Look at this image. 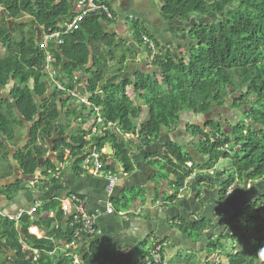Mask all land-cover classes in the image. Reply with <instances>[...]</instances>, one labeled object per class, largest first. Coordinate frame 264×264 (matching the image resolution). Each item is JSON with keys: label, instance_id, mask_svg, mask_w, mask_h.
<instances>
[{"label": "trees", "instance_id": "16d2710c", "mask_svg": "<svg viewBox=\"0 0 264 264\" xmlns=\"http://www.w3.org/2000/svg\"><path fill=\"white\" fill-rule=\"evenodd\" d=\"M73 8V0H0V9L4 13L0 24V48H6V54L0 56V157L7 156L2 139L12 142L15 130L27 126L25 147L14 156L24 176L34 175L37 161L47 154L46 141L53 134L56 140L52 143V152L56 161L54 164L43 162L42 177L47 179L51 174H57L58 166L66 160L72 161L75 172L79 171L82 160L77 157L90 144L99 153L109 145L113 150L112 161L129 174L132 171L128 154L130 141L125 144L122 136L137 135L146 142L156 140L161 132L174 128L182 114L190 113L205 119L202 127L189 126L187 132L197 142L198 147H194L203 163L198 165L191 155L175 144L165 146L168 156H163L162 164L154 162L157 169L176 179L170 200L175 199L194 169L208 175L207 172L219 162L227 167L226 172H221L225 181L219 188L220 203L232 199L245 183H264V0H165L160 19L190 25L185 30L189 43L183 53L176 54V50L160 49L154 40L158 54L151 59V66L155 73L135 75L134 81L121 80L117 74L103 80L107 63L115 60L114 53L118 49L114 46L115 39L109 37L101 25L111 22L102 17L84 18L73 36L64 37L63 46H48L51 67L61 75L71 74L78 68L87 67L90 71L85 85L88 102L80 105L79 110L68 106L69 99H65L69 92H75L76 83L68 92L48 88L47 76L43 73L44 57L34 43L35 28H39L40 38L61 32L63 22H69L74 16ZM25 16L29 26L10 27ZM130 28L137 46L146 49L141 36L150 38L148 31L136 22H131ZM96 46L105 48L107 53L97 54L98 58L89 67V56ZM67 62L76 66H69ZM119 64L121 67L123 59ZM128 87L139 95L150 96L144 101L147 120L137 127L134 123L141 108L126 95ZM225 106L235 117L230 123L224 122L222 128L211 119ZM94 109L98 110L104 124L112 126L92 143L86 140L91 132L78 126L77 118ZM62 118L66 121L57 123ZM67 130L70 134L65 135ZM64 136L66 139H59ZM100 162L107 171L113 172L105 159ZM189 163L191 168H187ZM180 167L187 168L188 173ZM231 187L232 191L227 194ZM12 190H15L14 186L6 187L1 193L9 200ZM123 202L118 199L110 202L114 212L128 209L130 200ZM34 226L44 233L40 238L29 234L31 227L30 232L38 234ZM225 226H237L242 234L211 237L205 249V264H214L212 257L217 252L221 253L220 261L224 258L223 264H264V256L259 253L264 248V195L252 204L243 203L230 218H225ZM175 227L197 241L201 234L219 226L202 219L180 220ZM73 239L74 229L64 222L58 200L41 205L32 218L22 216L18 227L0 215V241L17 262L71 264V260L63 256L57 260L54 253L61 254L64 244ZM92 240L84 239L79 251L81 264H121L114 245L102 239ZM23 246L38 252L36 262H32V252L23 250ZM148 251L146 261L153 264ZM1 252L5 255L3 250ZM160 264L199 262L191 256L182 258L180 255L166 262L161 252Z\"/></svg>", "mask_w": 264, "mask_h": 264}, {"label": "crops", "instance_id": "0c3cea01", "mask_svg": "<svg viewBox=\"0 0 264 264\" xmlns=\"http://www.w3.org/2000/svg\"><path fill=\"white\" fill-rule=\"evenodd\" d=\"M99 1L106 4L113 15L111 23L107 24V29L102 28L109 37L115 39L114 46L118 47L117 52L114 53L115 60L107 63L103 80H107L117 74L121 76V80L134 81L135 75L148 76L155 73V68L151 66L148 55L143 48L137 46L134 40L130 28L131 22L139 23L142 28L148 31L151 35L150 39L155 40L159 44L160 49H169L173 52L176 50L175 53L177 54L181 53L178 51V47H182L180 51L184 52L183 47L185 46H182L181 43L186 44L189 42L185 31L186 25L177 21H163L159 17L165 0ZM73 2L77 3L76 0H73ZM29 23L28 17L25 16L20 22H14V26H29ZM68 23V21L63 22L60 29ZM94 48L96 49L89 56V67L90 65L92 66L93 60L98 58L97 54L107 53L105 48L98 46ZM122 59L123 64L120 67L119 62ZM116 69H118V72H116ZM89 72L87 67L84 69L78 68L71 74L61 75L59 73L57 79L62 81L63 84L66 79H69L71 81L69 87L76 83L75 91L77 92L78 89V95L80 93L86 94L85 85L89 78ZM130 89L128 87V91L126 90L127 96L135 105L141 108V111L144 110L147 116L146 105L140 100H148L150 96L146 93L137 96ZM191 116L194 115L190 113L182 114L180 123H183L185 127L187 123H190ZM85 127L88 128L87 126ZM179 134L178 132H169V130L163 131L156 140L150 142L137 138V135L127 136L125 134L122 136L125 144L130 141L129 158L132 164V171L129 174H125L122 167L112 161L113 150L111 157L107 158L106 161L118 177L112 199H118L122 204L124 200H130L131 203L127 210L121 208L113 215H107L104 213L107 204L105 182L98 177L86 174L82 170L83 159L85 154H88L86 149H83L82 154L77 157L82 160L79 165L80 172H75L72 161L66 160L58 166L57 180H53L52 177L46 179L42 177L45 171L42 167L43 162L50 161L54 164L56 161V155L50 150V146L46 141L47 154L44 158L37 161L34 175L24 176L18 169L14 156L18 150L25 147L28 134L27 132H16L12 142L2 139L7 156L5 158L0 157V213L13 214L18 210L27 209L35 203H38L40 207L53 200L60 201L68 195H77L85 200L87 212L97 215V225L103 234L99 239L105 240L116 247L119 263L142 264L147 258V253H145V258H143L142 252L149 250L148 254H150L155 246L160 245L166 262H170L176 255H180V250H185L186 257L191 256L196 258L199 264L200 262L204 264L205 249L211 237L242 234V231L237 226H225V218H230L243 203L248 202V197H245L242 202H229L230 199L226 203H220L218 194L220 183L217 181L219 179L221 183L224 182V177L220 178L222 174L219 172H226L227 170L225 168L218 169L221 164L219 162L210 177L206 175L205 171L193 170V173L189 176L191 179H186L187 187L185 190L175 196L174 200H170L169 198L174 194L173 186L176 179L173 176L165 175V171L157 169L154 162L163 163L161 160L163 156H168L165 148L168 144L180 146L189 155L196 153L194 147L196 145L195 139L189 136L187 132H180ZM65 135H68V132ZM99 138H101V135H94L90 140L94 143ZM89 146L91 147L92 145L90 144ZM106 146L104 147V152ZM65 154H68V152ZM108 155L110 156V154ZM55 165L57 166V164ZM180 168L184 173H188L187 168ZM34 179L38 180V184L32 187L30 182H33ZM258 183L248 185L253 187ZM10 186H14L15 190H12V195L7 200L1 190ZM40 188L44 189L40 192ZM246 193L245 190V196L247 195ZM133 197L135 198L133 199ZM52 216L53 214H50V217ZM62 217L64 222L69 224L70 217H64L63 214ZM202 219L208 220L219 227H216L214 231L208 230L204 232L201 234V239L194 242H191L185 231L178 230L175 227L180 220L188 222L189 220ZM34 228L38 232L37 238H40L44 233L41 228L36 226ZM248 235L250 236V234H247V237H249ZM83 244L84 240H80L75 244L78 247V254ZM1 250L4 251L5 255L2 254ZM62 253H54L57 255V260H60ZM217 253L219 254V252ZM6 261H11L13 264H30L28 261L17 262L13 253L7 250L5 244L0 241V264L6 263Z\"/></svg>", "mask_w": 264, "mask_h": 264}, {"label": "built area", "instance_id": "2783aa9c", "mask_svg": "<svg viewBox=\"0 0 264 264\" xmlns=\"http://www.w3.org/2000/svg\"><path fill=\"white\" fill-rule=\"evenodd\" d=\"M74 7V16L69 21L67 25L62 29V32H55L49 35L43 36L40 44L39 50L43 53L44 66L43 73L46 74V82L52 85L57 91L68 92L69 87H65L62 81L58 80V74L55 69L51 67L52 56L48 50V44L54 43L56 46L64 45V37L73 36L79 29L80 22L89 16L97 15L102 17L108 22H111L113 15L109 8L103 2L99 0H77ZM141 41L145 48L152 53L154 56L155 46L151 39L146 36L141 37ZM65 99H69L75 107L80 105H87L88 99L80 98L75 92H69L66 95ZM77 123L80 127L87 126L86 130L91 132L92 137L94 135H101L103 132H107L111 128V124H104L98 110L94 109L90 112H84L80 114L77 118ZM88 138V139H89ZM88 151V154H85V158L82 162V170L93 177H98L105 182V195L107 197V204L104 210V213L107 215H113L114 210L110 204L118 177L116 174L109 172L101 164L100 160L103 159L104 149L101 153L97 152L93 146H87L85 148ZM190 167V164L187 165ZM212 174V173H210ZM58 175L54 176L56 179ZM37 184V181L30 182V186ZM186 187V182L183 184L184 190ZM85 200L77 195H68L66 198L60 200V208L64 217H70L69 225L74 229V239L67 244H64L62 256L64 258L70 259L71 264H81L80 256L77 253L78 247L75 245L78 241L87 239V238H96L102 235V231L97 225V215H92L87 212L85 209ZM39 208V204L35 203L27 209H21L13 214H2L0 215L7 218L9 221H12L18 227V221L22 216H28L30 218L34 217L36 210ZM30 231V229H28ZM35 235V234H31ZM23 250L32 252V262H36L38 258V252L31 250L26 246L22 247ZM152 263L160 264L161 263V247L155 246L152 251Z\"/></svg>", "mask_w": 264, "mask_h": 264}, {"label": "rangeland", "instance_id": "374dc122", "mask_svg": "<svg viewBox=\"0 0 264 264\" xmlns=\"http://www.w3.org/2000/svg\"><path fill=\"white\" fill-rule=\"evenodd\" d=\"M75 5H76V3H74L73 2V7H75ZM4 13H3V11H2V9H0V24L2 23V21L4 20ZM22 19V18H21ZM20 19V20H21ZM26 19V18H25ZM23 20V19H22ZM189 26L190 25H186L185 26V30L186 29H188L189 28ZM10 27L12 28V27H15L14 26V23H12V24H10ZM189 43V42H188ZM188 43H181L182 44V46H185V47H187V44ZM185 47H184V50H185ZM179 52H183V51H180V49L178 50ZM6 54V48L4 47V46H2L1 48H0V56L2 57V56H4ZM66 82H64V85H65V87H69V84L71 83L70 82V80L69 79H66L65 80ZM70 86H72V85H70ZM10 87H12V86H10ZM10 87H9V89H10ZM129 88H131L130 89V91H132V92H134L133 91V88L132 87H129ZM128 89V88H127ZM126 89V90H127ZM128 91V90H127ZM127 91H126V95H127ZM75 93L77 94V92L75 91ZM135 94H137V93H135ZM78 95V94H77ZM143 95V94H142ZM80 98H84V99H88V97L89 96H87L86 94L85 95H78ZM137 96H139V94H137ZM129 98V97H128ZM231 99H229V101H230ZM142 103H144V100H140ZM69 105H72V102L69 100L68 101V106ZM229 107L228 106H225V108H223V110H221V111H219L218 112V115H221V118L222 119H225V121H227V122H231L232 121V118H234L235 117V115L233 114V113H231V110H229L228 109ZM216 112V111H215ZM238 112V111H237ZM238 115L237 116H239V113H237ZM216 115H217V113H216ZM215 115V116H216ZM214 117V116H213ZM213 117H212V119H213ZM63 119V120H62ZM62 119H60V120H58V122L57 123H59V124H62V123H64L66 120V118H62ZM146 119H147V116H146V112L143 110V111H141L140 112V114H139V117H138V120H136L135 121V123H134V125H136V126H138L139 124H142L143 122H145L146 121ZM215 120H217L218 119V117H216V118H214ZM213 119V120H214ZM190 122L191 123H194L196 126H202V124H203V118H201V117H194V116H191V120H190ZM179 128H178V130L179 129H181V131L183 130V126H184V124L183 123H181V124H179V125H177ZM26 128H24V129H19V130H15V132H26L27 131V129H28V127L27 126H25ZM175 129V128H174ZM226 130H228V128H226ZM66 132H68V134H70L69 133V130H67ZM72 133V132H71ZM23 135V134H22ZM22 137V136H21ZM51 144V143H50ZM196 145H197V147H198V144H197V142H196ZM191 156H192V158L195 160V162L197 163V164H199V163H203V161L202 160H200L201 158L196 154V153H192L191 154ZM199 159H198V158ZM202 161V162H201ZM200 164V165H201ZM219 164V163H218ZM1 167V166H0ZM218 167V166H217ZM218 168H222V169H224L225 168V170H227L226 168V164L225 163H221L220 164V166L218 167ZM194 170H197V171H199V169L198 168H196V169H194ZM189 178V177H188ZM221 178V177H220ZM223 178V177H222ZM48 179H50V177H48ZM218 183H220L221 184V181L218 179V181H217ZM250 185H248L247 183H245V184H243V187L241 188H239V190H237L236 191V193H235V195H234V197L229 201V202H232V201H234V202H242L243 201V199H245V197H248V202H254L255 200H257L261 195H264V183L263 182H259L257 185H254L253 187H249ZM245 190H246V196H245ZM256 192H257V194H256ZM246 201V200H245ZM225 207H228V206H225ZM29 232V234H32L30 231H28ZM34 236H36V235H34ZM249 236V235H248ZM37 237V236H36ZM191 239V238H190ZM195 241V239L194 238H192L191 239V242H194ZM158 246V245H157ZM181 251V254H180V256L182 257V258H186V253H185V250H180ZM145 253H146V250H144L143 252H142V257L143 258H145ZM220 255H221V253H220ZM213 259H214V264H219V261H220V256H219V254L218 253H216L215 255H214V257H212ZM216 258H218V259H216ZM222 258V257H221ZM224 260V258H222L221 259V261H220V264H223L222 263V261ZM183 263H185V262H183ZM204 264H205V260H204Z\"/></svg>", "mask_w": 264, "mask_h": 264}, {"label": "clouds", "instance_id": "9594fccd", "mask_svg": "<svg viewBox=\"0 0 264 264\" xmlns=\"http://www.w3.org/2000/svg\"><path fill=\"white\" fill-rule=\"evenodd\" d=\"M76 1H77V0H76ZM73 11H74V8H73ZM92 16H94V15H92ZM96 16H97V15H96ZM98 18H99V16H98ZM8 22H9V21H8ZM8 22H7V23H8ZM13 23H14V22H13ZM16 23H17V22H16ZM64 27H65V26H64ZM64 27H63V28H64ZM63 28H62V29H63ZM62 29H61V32L63 31ZM43 36H45V35H43ZM43 36H42L41 38L39 37L40 40L38 39V40H39V43L37 42L38 47H39V44H40V42H41ZM142 36H144V35H142ZM142 36H141V37H142ZM66 37H69V36H66ZM149 39H150V38H149ZM151 41H152L153 44H154V41H153V40H151ZM52 44L54 45V43H52ZM49 45H51V43H49L48 46H49ZM142 45H143V43H142ZM54 46H55V47H60V46H56V45H54ZM143 46H144V45H143ZM154 46H155V44H154ZM144 47H145V46H144ZM48 50H49V49H48ZM146 50H147V49H144V52L148 55V59H149V61L151 62V59H152L156 54H158V51L156 50V47H155V50H154V56L152 57V53H151L150 51L147 50V52H149V54H148V53L146 52ZM159 50H160V49H159ZM41 53H42V52H41ZM42 54H43V53H42ZM57 74L59 75L58 70H57ZM70 82H71V81H70ZM46 83H47V82H46ZM47 85H48V88H51V89L54 90V87H53L52 85H50L49 83H47ZM72 85H73V84H72ZM69 88H70V87H69ZM50 91H51V90H50ZM50 91H49V92H50ZM69 106H70L71 108L75 109V110H79V106H78V107H75L73 104H72V105H69ZM191 115H192V114H191ZM194 116H195V115H194ZM197 117H200V116H197ZM201 118H202V117H201ZM180 119H181V117H180ZM180 124H181V123H180ZM78 126H79V124H78ZM135 126H136V125H135ZM83 128H84V127H83ZM110 129H111V128H110ZM110 129H109V130H110ZM84 130H86V128H84ZM87 131H88V130H87ZM127 136H131V135H128V134H127ZM88 138H89V137H87L86 140H87V141H91V140H90L91 137L89 138V140H88ZM137 138H138V136H137ZM103 156H105V152H104ZM103 156H102V157H103ZM189 164H190V167L187 166V168H191V163H189ZM187 165H188V164H187ZM215 167H216V166H215ZM215 167H214L213 169L209 170V171L207 172V174L210 175V176H212V175H213V172L215 171V170H214ZM218 169H220V168H218ZM221 172H222V171H221ZM221 172H219V173H221ZM112 173H114V172H112ZM210 173H212V174H210ZM56 175H57V174H51L50 177H52L53 180H57V179H58V176H57L56 179L54 178V176H56ZM189 176H191V175H189ZM189 176H188V177H189ZM187 179H188V178H187ZM189 179H191V177H189ZM34 181H37V184H38V180L34 179ZM184 182H186V187H187V181L185 180ZM184 182H183V184H184ZM222 183H223V182H222ZM222 183H221V184H222ZM37 184H35V185H37ZM221 184H220V185H221ZM32 187H33V186H32ZM186 187H185V188H186ZM182 188H183V186H182ZM182 188H181V189H182ZM181 189H180V190H181ZM180 190H179L178 194L181 193V192H183L185 189L182 190V191H180ZM231 191H232V187L230 188V190H228L227 194H229ZM112 200H113V199H112ZM112 200H111V201H112ZM114 213H115V212H114ZM98 227H99V226H98ZM29 229H30V228H29ZM102 235H103V234H102ZM102 235H101L100 237L90 238V239H93L92 241H94V240H96V239L101 238ZM33 236H34V235H33ZM35 237H36V236H35ZM83 240H84V239H83ZM158 246H160V245H158ZM160 247H161V246H160ZM154 248H155V247H154ZM161 249H162V248H161ZM153 250H154V249H153ZM153 250H152V251H153ZM259 253H260L261 256H264V248H262V249L259 251ZM151 255H152V252L150 253V257L152 258ZM219 256H220V255H219ZM213 257H214V256H213ZM80 258H81V257H80ZM216 259H218V258H216ZM213 260H214V259H213ZM145 262H147V261L145 260ZM145 262H144V263H145ZM142 264H143V263H142ZM146 264H150V263L147 262Z\"/></svg>", "mask_w": 264, "mask_h": 264}, {"label": "water", "instance_id": "95a60500", "mask_svg": "<svg viewBox=\"0 0 264 264\" xmlns=\"http://www.w3.org/2000/svg\"><path fill=\"white\" fill-rule=\"evenodd\" d=\"M92 17L94 19H98V16H96V15H94ZM191 23H192V25H194V21L193 20H191ZM101 25H102L103 28L107 29V25L106 24L102 23ZM35 30H36L37 33H36V37L34 39V43H35V45H37L38 39L40 37V31H39V28H35ZM67 65L72 66V67L76 66V64L73 63V62H67ZM77 92L79 93L78 89H77ZM80 95H85V93H80ZM14 105H15V103H14ZM59 112H61V110H59ZM55 138H56V135L53 134V136L50 139L47 140V143L49 144L51 151H52V143L55 141ZM59 139H66V137L64 136V137L59 138ZM108 154H110V156ZM111 155H112V148L109 145H107L106 146V150H105V156H103L102 158L106 160L107 158H110Z\"/></svg>", "mask_w": 264, "mask_h": 264}, {"label": "flooded vegetation", "instance_id": "af4514ba", "mask_svg": "<svg viewBox=\"0 0 264 264\" xmlns=\"http://www.w3.org/2000/svg\"><path fill=\"white\" fill-rule=\"evenodd\" d=\"M215 115H216V114H215ZM215 115H214L213 119L216 118V117H218L217 120H215V119H214V120L217 121L218 123H220L221 127L223 128V123L226 122L225 119H222V118H221V115H218V114H217L216 116H215ZM181 119H182V118H181ZM181 119H180V121L175 125V127H174L175 129L173 128V129L169 130V132H178V135H180V134H179L180 132H189V128H190L191 126H196L194 123H191V122H190L189 124L187 123L185 127L183 126L184 128H183L182 131H181V129L178 130L179 127H178L177 125L180 124ZM213 119H211V120H213ZM203 123H205V119H204V118H203ZM138 126H139V125H138ZM189 126H190V127H189ZM202 126H203V124H202ZM202 126H200V127H202ZM136 127H137V126H136ZM26 132H28V129H27ZM220 177L222 178L223 176H220ZM223 181H225V177H224V180H223ZM218 193H219V192H218ZM213 225H214V224H213ZM231 227H232V226H231Z\"/></svg>", "mask_w": 264, "mask_h": 264}]
</instances>
